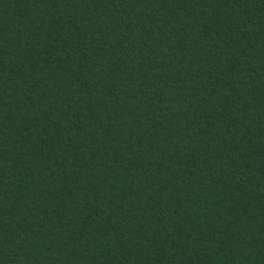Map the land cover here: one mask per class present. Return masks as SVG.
Listing matches in <instances>:
<instances>
[{
	"label": "trees",
	"instance_id": "trees-1",
	"mask_svg": "<svg viewBox=\"0 0 264 264\" xmlns=\"http://www.w3.org/2000/svg\"><path fill=\"white\" fill-rule=\"evenodd\" d=\"M0 264H264V0H0Z\"/></svg>",
	"mask_w": 264,
	"mask_h": 264
}]
</instances>
